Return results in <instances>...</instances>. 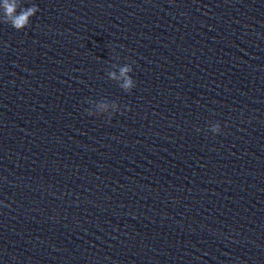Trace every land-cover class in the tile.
<instances>
[{"label":"clouds","instance_id":"clouds-1","mask_svg":"<svg viewBox=\"0 0 264 264\" xmlns=\"http://www.w3.org/2000/svg\"><path fill=\"white\" fill-rule=\"evenodd\" d=\"M38 11L39 8L35 4L30 7H22L21 0H2V2H0V22L10 24L15 30L20 31L29 26L30 18ZM131 70L129 66L120 69V76L123 77L124 80L121 87L126 92H131L132 88L135 86L133 80L127 75ZM110 75L113 79H116L115 73H111ZM88 115L91 116V113H88ZM212 131L216 133L220 132L219 123L213 126Z\"/></svg>","mask_w":264,"mask_h":264}]
</instances>
